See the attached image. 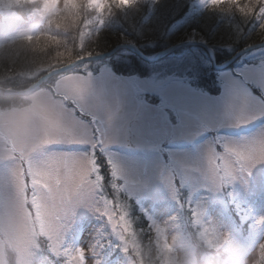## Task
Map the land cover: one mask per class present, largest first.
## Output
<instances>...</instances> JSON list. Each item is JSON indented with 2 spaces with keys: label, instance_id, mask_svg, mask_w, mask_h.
<instances>
[{
  "label": "rangeland",
  "instance_id": "rangeland-1",
  "mask_svg": "<svg viewBox=\"0 0 264 264\" xmlns=\"http://www.w3.org/2000/svg\"><path fill=\"white\" fill-rule=\"evenodd\" d=\"M217 1L61 0L63 11L50 29L23 34L29 47H17L15 33L0 34V77L12 73L13 80L26 82L22 89L6 88L1 82L0 89H11L8 95L15 97L33 87L31 91H39L49 103V131L38 138L28 160L19 162L22 175L12 181L5 172L7 164L0 161V211L13 202L22 188L24 207L32 221L22 164L29 169L37 202L33 209L40 219L39 231L34 230L43 235L39 236L43 249L39 264H104L108 262L105 243L112 241L124 257L130 254L137 260L140 253L132 229L133 198L141 203V208L135 207L138 215L146 213L142 220L153 231L155 227V233L167 246L174 234L191 241L198 236L192 231L204 226L215 245L227 242L229 247L244 251L238 242L241 229L231 220L230 210L235 199H244L250 193L258 194L252 213L258 221L256 226L264 228V99L256 91L264 95V0H250L246 6L219 0L228 5L195 20V30L173 43L198 45L206 54L187 56L188 52L172 54L171 50L160 58L170 56L167 71L122 73L117 64L124 66L125 59L114 54L128 45L135 46L131 33L137 36L145 27L147 47H151L153 43L149 41L159 32L164 33L167 21L181 28L179 12L180 18H197L200 10L210 9ZM4 3L10 8L18 7L13 0H2ZM254 3L248 17L251 26L246 19L239 24L233 13ZM112 5L127 25L118 20L121 16L111 17ZM142 5L152 12L151 17L143 16L146 24L140 22L146 8ZM76 6L84 8L80 18L73 15ZM221 10L227 12L230 21H216L213 12ZM65 19L67 34L60 36L55 25L64 29ZM79 21L87 34L92 35L94 30L89 43L88 38L76 39L78 32L76 37L72 34ZM215 25L229 32L230 41L207 44L204 33L214 36L218 29ZM102 31L107 33L99 36ZM261 33L263 36L249 39L239 49L244 38ZM87 45L105 49L96 53L83 50L77 55ZM219 54L230 58L218 62ZM112 57L116 58L110 60ZM186 58V63L178 64ZM206 60L211 64L210 72L202 71ZM187 63L193 65V70L196 68L200 80L188 78L180 70ZM51 85L74 102L81 114L54 95ZM93 127L101 133V151L96 148ZM214 131L218 133L215 137ZM217 137L226 148L220 168L232 184L231 200L221 194L216 174ZM237 156L242 162L240 168L234 161ZM175 171L182 173L184 185L197 195L195 219L190 216L184 188L176 185Z\"/></svg>",
  "mask_w": 264,
  "mask_h": 264
},
{
  "label": "clouds",
  "instance_id": "clouds-1",
  "mask_svg": "<svg viewBox=\"0 0 264 264\" xmlns=\"http://www.w3.org/2000/svg\"><path fill=\"white\" fill-rule=\"evenodd\" d=\"M13 3L18 7L0 4V34L15 33V45L19 47H26L22 39L25 32L47 31L63 11L61 0ZM25 24L28 27L22 28ZM64 30H68L67 26ZM11 91L0 90V161L7 164L5 172L15 181L22 175L19 162L27 161L38 138L48 133L51 115L48 100L39 91L25 90L14 99L8 95ZM25 203L21 188L13 202L0 211V264H39L43 249ZM143 264H264V254L256 248L240 251L227 242L219 249H209L196 238L189 241L174 234L166 249L157 245L146 250Z\"/></svg>",
  "mask_w": 264,
  "mask_h": 264
},
{
  "label": "trees",
  "instance_id": "trees-1",
  "mask_svg": "<svg viewBox=\"0 0 264 264\" xmlns=\"http://www.w3.org/2000/svg\"><path fill=\"white\" fill-rule=\"evenodd\" d=\"M159 1V0H158ZM250 0H231V3L230 5H235V3H240V4H244L246 6V2H248ZM2 2V0H0V3ZM115 2H119V1H115ZM229 2V1H227ZM122 3H116L115 5L117 6H120ZM155 4H160V3H155ZM181 4V3H180ZM183 4V3H182ZM223 4H227V3H216L214 4L212 7H210V9H207L206 11L200 13L201 15H199L197 18H191V17H183V18H180V12L177 14V18L179 20H181V28H175V27H172L170 24L169 21L165 20V26H164V33L162 32H159L158 35H154L155 39H152L150 40L149 42H152L153 43V46H148L147 47V38H148V33L147 31L145 30V27L141 29V32L139 33V35L136 36V34H130V38L132 39V41L135 43L134 45L136 46L137 49H139V51L144 54L145 56H152L158 52H161L162 50L170 47L171 45H173V43L178 40V37L180 36H183V35H186L188 34L191 29L195 30L194 26V22L195 20H199V18H205L206 16H208V14H210L211 10H216V8H220V6H222ZM228 5V4H227ZM232 5V6H233ZM145 9L143 10V14L141 15L140 17V22L142 24H146L145 21H142V18L143 16H148V17H151L152 15V12L150 10L147 9V5H142ZM244 6V7H245ZM255 6V3L254 4H251L247 7H243V8H238V6H236V8L239 9H244V11H237L235 13H233L234 16L237 20H238V23L241 24L242 21H244L246 19L247 21V24L249 26H251V22L249 21V16H251V13L253 10V7ZM107 7V6H106ZM156 8V7H155ZM258 9V7H256ZM81 9H84V8H80L78 6L74 7V17L75 15H77L79 17V14L80 15H83V13L81 12ZM112 11L111 12V17L112 18H117V16H121L118 12H117V9L115 8L114 5H112L111 7ZM76 10V12H75ZM108 10H109V7H108ZM108 10L106 15H108ZM184 9L180 10V11H183ZM252 10V11H251ZM262 11L261 12H264L263 9H261ZM241 12V14L239 13ZM213 13H216L217 15V19L216 21H218L219 19L224 22V21H230L227 16V12H225L224 10H221V11H216V12H213ZM80 18V17H79ZM191 18V19H190ZM162 19H167L165 16H162ZM118 20L119 21H122L124 24L127 25L124 17L121 16L118 17ZM64 21L65 22H62V26H67L68 24V20L65 19ZM82 21V20H80ZM80 21L79 23L76 25L75 29L73 30L72 34L73 36L76 37V33L75 32H78L79 34L78 37L76 39H86L88 38V42H90L89 38L92 37V35L94 34V30L93 31V34L90 35L91 32H87L85 30H83L81 27H80ZM139 22V21H138ZM76 24V23H75ZM75 24L73 26H75ZM217 26V25H215ZM184 27V28H183ZM163 28V27H161ZM183 28V29H182ZM217 31H216V34L213 36V34L211 35V33H208L205 32L204 33V38L207 42L208 45H213V43H218V45L222 44L220 43V40L223 42H226V41H230L229 38L230 35H229V32L224 29H221L217 26ZM127 30V28H125ZM182 29V30H181ZM55 31L57 32V34H60L61 35H65L67 34V31H65L62 27H59V28H55ZM85 31V32H84ZM128 31V30H127ZM165 32L167 35H165ZM204 32V31H203ZM104 33H107L106 31H102L99 36L103 35ZM143 33V35H142ZM211 35V36H210ZM261 36H263V33H261L260 35H257V36H254L253 35V38L250 37L248 39H245L243 40L242 44L239 46V49L245 45H247V42L250 41L249 39H257ZM214 37V38H213ZM224 38V40H223ZM242 40V39H240ZM147 41V42H146ZM26 42V47H29V45H31L28 41H25ZM83 43L85 44V42L83 41ZM86 43V44H87ZM246 43V44H245ZM239 44V43H238ZM89 45H87V48L85 49H79L78 52H77V55H80L81 53H83L84 51L83 50H88L89 53H96V52H99V51H103L105 49V46L104 48H101L100 50H97L95 49L94 47L93 48H88ZM215 46V45H214ZM19 47V46H17ZM16 47V48H17ZM25 47V48H26ZM24 48V49H25ZM238 49V50H239ZM180 51H183V52H188V55L189 56L191 53V55L193 54H197L199 55V52H203L205 53L204 49H202L201 46H198V45H186L184 47H180L179 50L177 51V49H175L172 54H178ZM123 53V54H120V53ZM237 52V51H236ZM115 56L116 57H123L125 59V63H124V66L123 65H120L119 63L117 64L119 66V70L122 72V73H145V72H153V71H159V72H162V71H167V65H166V61H168V58L170 56H168L166 59H159L157 61H146V60H143L141 59L139 56H137L136 54L132 53L131 51H129L128 49L126 50H119V51H116L115 53ZM206 54V53H205ZM116 57H112L110 58V60H113L114 58ZM181 57H182V54H181ZM230 56L229 55H220L219 54V57H218V62L220 61H226L227 59H229ZM122 59V58H121ZM188 60V58L186 59H181L178 64L181 65L183 64L184 62L186 63V61ZM119 61V59H116L115 62ZM122 61H120L121 63ZM208 60H206V67L204 69H202L203 72H206V69H208V71L210 72L211 70V64L209 65L208 64ZM188 65H185L184 67L180 66L182 69L180 70H183L185 72V75H187L188 78H195L197 81L201 79L200 76L196 75V68L193 70V65H190L189 66V63H187ZM118 66H116L117 68L115 69H118ZM208 66V68H207ZM12 73H9L8 75L5 74L3 79L0 77V79L2 81H0V83L2 82L1 86L3 87H6V88H10V87H14V88H20V87H24L26 82L22 81V79L18 78V79H14L13 80V77L10 76ZM18 86V87H17ZM20 88V89H22ZM10 98L14 99L15 97L11 96ZM132 215H133V222H132V229H133V235L135 236L136 238V244H137V248H138V252L140 253V256L139 258L136 260V259H133L132 257L130 256H127L125 259V257L120 254L119 252V249H116L115 246H114V243L115 241H112V242H106L105 243V246L107 248L106 252H107V260H109L111 263L114 262V264H143V260H144V252L146 250H148L149 248H155L157 245H159L161 248H162V245H161V241L158 239L157 235L154 234V231L147 225V223H144V221L142 220V217H140L138 215V213L135 211V208L132 206ZM247 233V230H244L242 232V235H245ZM110 247V248H109ZM262 251V254H264V244L260 247V253ZM130 255V254H129ZM55 262V261H54ZM54 264H58L57 262H55ZM110 264V263H108Z\"/></svg>",
  "mask_w": 264,
  "mask_h": 264
},
{
  "label": "water",
  "instance_id": "water-1",
  "mask_svg": "<svg viewBox=\"0 0 264 264\" xmlns=\"http://www.w3.org/2000/svg\"><path fill=\"white\" fill-rule=\"evenodd\" d=\"M187 44H191V43H179V44H175V46L174 45H171L170 47H168V48H166L165 50H163V51H161L160 53H158L155 57H159V56H161V55H164V54H167L169 51H171V50H175L176 48H178L179 46H181V45H187ZM255 46V45H254ZM124 48H127V49H129L130 51H132L133 53H135L136 55H138V56H140L141 58H143V59H145L141 54H140V52L135 48V46H132V45H128V46H126V47H124ZM60 72V71H59ZM33 89V87H31L30 89H29V91H31ZM0 90H2V89H0Z\"/></svg>",
  "mask_w": 264,
  "mask_h": 264
}]
</instances>
